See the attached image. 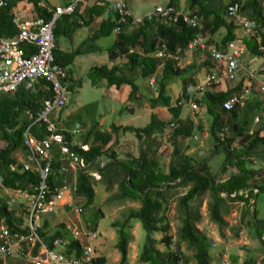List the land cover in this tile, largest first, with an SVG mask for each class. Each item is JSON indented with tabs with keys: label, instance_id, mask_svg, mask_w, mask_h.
Wrapping results in <instances>:
<instances>
[{
	"label": "trees",
	"instance_id": "obj_1",
	"mask_svg": "<svg viewBox=\"0 0 264 264\" xmlns=\"http://www.w3.org/2000/svg\"><path fill=\"white\" fill-rule=\"evenodd\" d=\"M20 1L22 0H7V7L0 9V36L3 38H13L17 34V29L12 24V17ZM27 1L32 5L35 16L48 19L45 11L39 6L40 0ZM87 1L81 4L75 12L81 11ZM92 3L89 8L82 9H86L88 13L87 20L84 22L85 26L90 25L96 17L107 12L108 4L98 0ZM232 3H241V10L248 18L257 23L262 22L264 0H231L229 4ZM45 4H50V2ZM186 4V12L197 14L201 30L198 27L187 26L182 20L162 24L145 19L137 27L131 26L129 20H122L119 24L120 30L116 32L118 17L111 12L112 16L109 15L99 25V29L92 37L97 39L115 33V43L107 49L108 59L110 61L118 58L125 59V62L119 66L90 68L85 77L90 80L92 87L98 88L103 81L107 87L120 88L126 85L131 89V97L138 92L137 84L134 79L130 78L131 74L147 80L154 78L157 90L150 99V106L152 109L166 108L171 114L168 121L161 120L156 114H152L150 122L143 128L113 126L114 133L117 131L123 134L131 133L137 139L143 140L137 159L119 160L113 153L110 155L111 162L100 170L97 160L102 155L101 146L107 145L112 140V133L96 130L95 124L90 129L87 138L93 137L96 144L84 151L82 147L72 145L71 134L57 127L58 131L66 134L67 149L80 157L84 168L88 166L87 169L83 168L78 171L75 184V195L85 200L82 208L90 206L95 198L91 185L92 178L87 173L90 168H96L100 172L101 180L106 183L107 189L114 184L118 185L119 200L140 204L139 209L129 213L122 224L118 222L112 224L118 235L116 247L120 253V264L127 262L129 226L132 220L139 221L146 233L145 243L139 257L140 263L189 264L193 260L194 264H211L209 241L197 227L200 220L199 207L203 200L208 198L209 219L219 228L226 225L224 216L229 212V203L234 201L242 203L246 212L251 213V218H247L246 226L252 229L264 246V219L257 218L255 206L257 196L264 194V181L258 180L260 178L258 174L263 175L264 171L259 164L256 169V165L250 162V158L262 157L264 154V97L261 96L260 99L255 100V94L258 92L254 90L255 93H252L254 98L251 99V95L246 102L236 105L230 111L223 108L224 102L239 95L248 84L254 89L257 84L245 78L231 90L207 91L200 98L195 99L198 111L199 109L205 110L211 118L207 133L214 152L222 150L228 156L219 174L211 172L205 159L187 155L185 151L189 146L183 148L181 144L196 136L197 133L200 135L203 132L202 124H196L190 115L183 117L181 114L183 105L189 102L190 90L196 86V81L191 74L196 68L194 66L180 68L179 62L168 58H156L154 54L165 46L168 52H178L180 56H183L189 43L198 33L207 37L208 42L214 44L219 51H225L230 44L238 40L235 35L237 26L233 21L225 18V9L229 4L226 7L211 6L205 0H186ZM168 5L180 9L177 0H171ZM70 19L71 16H64L57 21L54 29L56 42L54 58L55 62L66 70L65 87L67 91L74 92L81 87L82 79L75 82L71 65L74 58L82 52L77 50L65 54L62 49H59V39L66 34L64 29ZM221 28L225 29L226 34L219 44H215L212 36ZM258 33L259 43L264 47V32L260 29ZM253 39L254 37H248L245 43L247 47L255 46L257 50V42L256 40L253 42ZM29 52H35V48L26 47V53ZM258 54L262 53L258 52ZM205 65L210 68L211 61L207 59ZM173 79L181 80V93L176 100H172L167 93V87ZM52 97L51 84L45 80H36L30 88L23 84L13 94L0 96V224L3 223L13 235L26 232V230L22 229L23 220L10 209L9 201L1 195V191L4 189L18 191L28 196L36 193L35 187L39 183L37 173L23 171L22 162H18L14 155L20 151L25 158L28 154L24 144L27 131L38 142L46 146V123L36 120L44 110L45 101L51 100ZM28 114H31L32 118H29ZM256 117H258L257 121ZM169 127L171 131L167 132L166 129ZM162 136L174 144L167 171L160 168L158 161L149 158L154 149H159L160 143L157 138ZM239 139H242V142L238 141ZM235 141L240 143L238 147L234 146ZM46 147L53 155L52 174L48 180L51 189L61 184L62 180L57 170L61 167V160L68 159V157L61 153L60 145L53 144ZM178 189H182L183 193L176 199V214L180 223L176 243L178 246L185 244L192 252L191 256L174 251L173 239L169 234L171 226L166 212L171 198L179 193ZM231 196L234 197L231 198ZM251 202H253V210L250 211ZM245 216L242 217L245 218ZM156 234L162 236L159 241L154 238ZM40 235L50 247L54 239L61 237L59 234L45 237L41 230ZM158 242L163 244L165 248L163 252L156 248ZM81 251L80 243L72 241L64 253L70 257H78ZM236 259L234 258L233 261L237 262ZM94 261L97 264H103L105 259L100 257L95 258ZM0 264L12 263L0 261ZM242 264H256V261L250 258ZM262 264H264V257Z\"/></svg>",
	"mask_w": 264,
	"mask_h": 264
},
{
	"label": "built area",
	"instance_id": "obj_2",
	"mask_svg": "<svg viewBox=\"0 0 264 264\" xmlns=\"http://www.w3.org/2000/svg\"><path fill=\"white\" fill-rule=\"evenodd\" d=\"M63 4H45L39 6L45 11L48 19L41 16H33L24 19L17 12H13L12 24L17 29V34L13 38H3L0 36V96L13 94L21 85L25 84L30 88L36 80H45L51 84L53 97L45 101L44 110L36 121L46 123L47 137L46 146L57 144L61 146V152L67 155L73 165L84 167L80 157L67 149L65 146L66 134L58 131L57 126L51 119V115L67 106L68 91L65 87L67 77L66 70L55 62L54 51L56 49L54 29L57 21L64 16H72L77 8L87 0H60ZM109 4L110 11L118 17V26L115 31L120 30L119 24L122 20H129L131 26L137 27L145 19L158 21L162 24L175 23L182 20L189 27H202L197 20V14H189L175 8L174 6L159 5L153 12L142 16H136L129 9L123 0H98ZM245 1V0H243ZM242 3V2H241ZM241 3L229 4L225 9L227 20L233 21L237 28H240L248 37L259 40V30L264 32V15L262 22L248 18L242 12ZM7 7V0H0V9ZM231 46V44L229 45ZM26 47L35 48V52L26 53ZM188 50H197L208 60L214 68L209 75L199 83L193 94L190 95L188 105L194 112H198L195 103L196 98H200L207 91H213L222 82L234 84L237 81L240 70H246V76L250 81L257 83L255 89L248 84L239 95L223 103V108L232 110L236 105L246 102L256 90L264 96V82L255 80L249 67L239 63L240 51L237 47L231 46L229 51H219L214 44L208 42V38L198 33L189 43ZM30 51V50H29ZM257 51L263 53L264 47L257 43ZM154 56L156 58H168L177 63L180 61L178 52L170 53L163 46ZM246 68V69H245ZM248 69V72H247ZM151 89L156 90L155 79L149 81ZM192 89L190 90L193 91ZM32 118L31 114H28ZM75 132L80 131V126L74 127ZM68 132L69 134H75ZM24 144L28 154L22 161L23 171L36 172L39 177L38 186L35 187V194L30 196V208L23 221L21 232L13 235L3 224H0V261L20 262L24 264H97L91 243L98 237L96 230L88 229V245L84 246L81 241L82 231L69 229L72 233V241L80 243L82 251L78 257H70L64 253L70 242L61 238H56L51 242V247L41 237V219L54 211L56 202L60 200L68 190L65 180L60 185L50 189L48 180L52 174L53 155L46 146L38 142L27 131L24 136ZM83 149V148H82ZM92 178H98L96 174H91ZM77 216H81L83 208L68 205ZM71 241V242H72Z\"/></svg>",
	"mask_w": 264,
	"mask_h": 264
},
{
	"label": "crops",
	"instance_id": "obj_3",
	"mask_svg": "<svg viewBox=\"0 0 264 264\" xmlns=\"http://www.w3.org/2000/svg\"><path fill=\"white\" fill-rule=\"evenodd\" d=\"M93 1L94 0H88L86 3V6H83L81 8V11L75 12L71 16V19L68 21V24L64 29L66 34L64 35V37L59 39V49H62L65 54H70V53L75 52L77 50H80L82 52L80 55H77L72 62L71 67L74 71L73 72L74 76L77 74V70L79 69L78 67H80V66L87 65V66H90L89 69L92 67H95V66H107L108 68H111L114 65L119 66V64L125 62V61L121 62L120 61L121 58H118L114 61H110L108 59L107 49L110 48L115 43V40H116L115 33H111L108 36L97 38V39L92 38L94 33L97 32V30L99 29V25L104 20H106L109 17V15L112 16V13L109 9V4H108L107 12H105L104 15L96 17L90 25H88V26L84 25V22H85V20H87V17H88V13L85 10L87 8H89L90 5L93 4L92 3ZM112 1H114V0H112ZM123 1L127 4L129 9L136 16H142V15L149 13V12H143V13L139 14L137 11L132 9V7H130L129 2L132 0H123ZM133 1H135L136 3L139 2V0H133ZM170 1L171 0H167L165 5L168 4ZM39 2L40 3L50 2V4H56V5L63 4V2L60 0H40ZM85 7H86V9L82 10ZM14 11H17L22 16V18H24V19H29V18H32L33 16H35L33 7L31 4L28 3L27 0L20 1L16 5V8L14 9ZM194 14H196V13H194ZM226 20H227V18H226ZM78 24H81V25L79 26ZM225 34H226L225 29L221 28L212 36V40L215 42V44L216 43L219 44L220 41L222 40V38L225 36ZM235 35L238 38V40L235 43H232L231 46L237 47V49L240 51L239 63L242 66L250 68L249 71H251L253 73L255 80L264 82V72H259L260 74L258 73V75H256L254 72L256 67L257 68L258 67H260V68L264 67V61L256 63V65H254V67L252 66L253 62L255 61L256 56L259 57L260 59L264 60V52L261 55H259L258 51L255 49V46H253V48L247 47L245 40L248 38V36L245 35L240 28L235 30ZM253 40H254L253 42H255V40L257 42V38H254ZM231 46H228L225 51H229L231 49ZM260 56H263V58H261ZM88 58L90 61H87ZM206 61H207L206 56H204L203 54H201L197 50H188L187 49L185 54L183 56H180V61L178 64L180 68H185L188 66H194L196 68V70H193L191 73L193 75L195 81H196V86L193 88L194 90L196 89V87L198 86L199 83L203 82V80L206 78V76L209 75L210 71L214 68L212 63H211L210 68L207 65H205ZM247 72H248V69H247ZM86 73H87V71L85 72V74ZM246 74H247L246 70H240V72L238 73V78H237L236 82L238 83L242 79L247 78ZM130 78L134 79L135 83L138 86V92L131 97H130L131 89L126 85L121 86L120 88H116L115 86L107 87L106 83L103 81L99 84V87H98V88H103L106 91H108L107 95L112 100L119 101L123 104H127V103L130 104L128 106L129 111H126V113H129L132 115L133 120L131 121L130 124H121V123L117 122L115 124L109 125L105 129H100V127L103 128L105 126V125H103L104 124L103 122L101 124L89 123V127L86 128V133L87 132L88 133L85 134L84 136H81L80 138H78L77 137L78 135L72 134V138H73V144L72 145L82 147L84 151H87L91 146L96 144L92 140L93 137L89 136L87 138V135L89 134V131L92 128V126H95V124H96V126H97L96 130L98 129L101 132L112 133V140L107 145L101 146V144H98L102 148V155L100 157H98V160H97V164L99 165L100 170L104 169L111 162L110 155H112L113 153L116 155L117 159H119V160L137 159L139 156L141 145L143 144V140L137 139L134 136V134H131V133H124L123 134L121 131H117L114 133V131L112 129L113 126L116 128L125 127V126H132L134 128H143L146 125H148V123L150 122L149 121L147 123L146 121H147L148 117L151 120L152 114H156L159 117V119L164 120V121H168L171 118V114L166 108H163V107L154 108V109L151 108L150 99L152 97L153 92L151 90H150V92L147 91L150 80L139 78L135 74H131ZM73 79H75V78L73 77ZM142 80H144V81H142ZM177 80H179L181 82L180 79H177ZM237 83L229 84L227 82H222L217 87H215V89H213V91H215V92H226L227 90L233 89L237 85ZM181 88L179 91L177 90L178 94L173 95V93L171 91V86L167 87V93L172 98V100H176L178 98L179 94L181 93ZM194 90L190 92V95L193 94ZM186 107L189 108V111L193 115L196 114L190 109V107L187 103L186 105H183V107H182V113L181 114L183 117L186 116L185 114H188V112H185ZM201 110H203V109H201ZM67 115H69V113H67ZM192 118L194 119V122L196 124H199V123L201 124V122L198 121L196 118H194V116ZM208 118H209V116H208ZM257 118L258 117H256V119H255L256 121H257ZM55 121H57V124L53 121L55 123V125L58 128H60L62 131H65V132L67 131V132L73 133V131L71 129L72 126H69L67 123H60L59 119H57ZM210 122H211V120L208 121V123H210ZM76 125H78V124H75L74 127ZM80 131H81V127H80ZM203 134H205L204 137L206 138L207 134L206 133H203ZM220 137H222V135H220ZM157 141L160 143V147L158 150L154 149L150 153L149 158L153 159L155 161H158L160 168L162 170L167 171L170 160L168 159L167 163L163 164V161L160 160L161 158H158V156H157V154H160L163 151V149H164V151L167 149L165 147L167 142L166 141L163 142V140L161 141L158 138H157ZM192 146L195 148V147H200L201 145L199 144L197 146L196 145H192ZM59 148L61 149V147H59ZM197 153H198V157H201L202 159H204L202 156L205 155V152L202 149L198 150ZM187 155L193 156V151L192 152L190 151V153H187ZM23 160H24V158H23ZM67 163H69L68 159L63 158L61 160V167L59 170H57V173L60 175L61 180H65L67 182L68 190L64 193L63 197L56 202V206H55L54 211L52 213L47 214L44 217H42V219H41V224H42L41 232H42V234L45 235V237H51L55 234H59L61 236L60 237L61 239L65 240L66 242H71L73 236H72V233L69 229L79 230V231H82V236H81L80 242L84 246H86V245H88V242H89L87 239L88 229L96 230L98 233V237L90 245L93 248L95 258H100V257L104 258L105 262L103 264H106L107 249L109 247H111V243L114 246L115 252L116 251L119 252L117 247H116V244L118 241V235H117L116 229L114 228V226L112 224L116 223V222H118V223H121V222L116 221L117 218H115V217L113 218L111 215L103 213L101 210H99V208L97 209V216L94 219H89V217L86 216L87 208H83V212H82L81 216H77L73 212L72 209L68 208V205H75V206L82 208V206L79 205V202L81 200H83V201H85V200L78 198L75 195V184H76L77 174H78V171L80 169H83L84 167L82 168L78 165H73L71 162L69 164H67ZM67 167L69 170H67ZM87 168H88V166H85L84 170ZM220 171H221V168L215 174H219ZM87 173H89L90 176H91V174H96L98 176V178H92L91 177L92 178L91 179V185L94 189L95 197H97L96 196V194L98 192L97 189L101 188L102 191H104V193H105L104 194L105 200L106 199L108 200V197L106 198V196H107V194H110V193H108V190H106V188H107L106 183L103 180H101L100 172L97 171L96 168H92V169L90 168L87 170ZM109 190L110 191L111 190L112 191L118 190V185L114 184L112 187L109 188ZM13 192H15V191H13ZM16 192H18V191H16ZM20 193H22V192H18V194H20ZM94 200H95V198H94ZM136 204L137 203H135V205ZM91 205H93V203ZM129 205H131L129 203V201H122L121 205H119V206L122 208H126ZM111 210H114V207L111 208ZM135 210H136V208H135ZM99 215L101 217H106V216L109 217L110 216V218H111L110 222L103 225L102 228L99 226V223L97 220ZM137 228H138V226H137ZM130 231H131V228H129L130 238H129V243H128L127 262L125 264H130L133 262L135 264H142V263L138 262L140 255L137 254L136 248L132 247L133 244L131 242L132 237H131ZM131 247L134 250V254H133L134 259L130 257V248ZM131 259H133V262ZM113 260L116 262L119 261V263H120V253H119V256L117 255ZM10 263H12V262H10ZM18 264H24V263H18ZM189 264H191V263H189Z\"/></svg>",
	"mask_w": 264,
	"mask_h": 264
},
{
	"label": "rangeland",
	"instance_id": "obj_4",
	"mask_svg": "<svg viewBox=\"0 0 264 264\" xmlns=\"http://www.w3.org/2000/svg\"><path fill=\"white\" fill-rule=\"evenodd\" d=\"M167 0H139V2L130 1V7L137 11L139 14L143 12H153L155 8L159 5H165ZM179 4V8L182 11H187V4L186 0H177ZM207 3L211 6L215 5H221L223 7H226L231 0H205ZM242 1V0H240ZM138 14V15H139ZM263 58V56H260ZM87 61H90L89 58ZM121 62H124L125 59L121 58ZM264 61L260 59L259 57H255V61L253 62L252 66L256 65V63ZM90 66L84 65L78 67L77 74L74 76L75 82H78L82 79V85L80 88L76 89L74 92H68L67 94V106L63 108L62 110L56 111L51 115L52 121H54L57 124V119L60 120V123H67L69 126H72L73 133L75 132L74 125L78 124L81 127V131L78 133L75 132L77 137L80 138L81 136H84L86 133V128L89 127V123H97L101 124L102 122L105 125L103 128L100 127V129H105L111 124L115 123H121V124H130L132 119V115L129 113H126V111H129L128 106L130 104H123L119 101L112 100L107 95V92L103 88H95L92 87L90 80L85 77V72L89 70ZM262 67V66H261ZM264 68V67H263ZM260 67H256L254 72L256 75H258L259 72H264V69ZM260 74V73H259ZM259 78V77H258ZM144 81V80H142ZM237 83V82H235ZM234 83V84H235ZM169 86H171V91L173 95L178 94L177 90L179 91L181 88V82L177 79H173ZM179 88V89H178ZM150 90L153 92L152 96L155 95V89L150 88L148 86L147 91L150 92ZM157 90V89H156ZM106 91V92H105ZM255 91L253 92V94ZM257 100L258 98H261V95L258 93L255 94ZM264 97V96H263ZM262 97V99H263ZM254 98V95H252L251 99ZM254 100V99H253ZM159 108V107H157ZM125 110V111H124ZM185 112H188L187 115H190L191 117L194 116L198 121L201 122L203 126V133L207 134V137L205 138V134H200L189 140L183 141L181 144L183 145V148L186 146H189V148L185 151V153H190V151H193V156H198V150L202 149L205 152V155L202 156L207 163L209 164V167L213 174L217 173L218 170L221 168V166L227 161V153L225 151H219L217 153L214 152L212 142L209 139L208 136V129H209V123L210 117L208 118L205 110L199 109V112L196 114H192L189 111V108H185ZM69 113V115H67ZM150 121L149 117L147 118V123ZM84 130V131H83ZM167 132L171 131V127L166 129ZM157 138V137H156ZM159 140H163V142L166 143V150L157 154L158 158H161L160 160L163 161V164L167 163V160L171 159V154L173 153V146L174 144L171 142H168L166 140V137L162 136L161 138H158ZM93 140V139H92ZM238 141L242 142V139H239ZM238 141L234 142V146L238 147L240 143ZM201 145L200 147H193L192 145ZM207 144V145H206ZM203 146V147H202ZM15 158L21 162L24 158V154L20 151H18L15 155ZM202 159L201 157H198ZM68 162L70 163L69 159ZM250 162L252 165H256V169L258 168L257 165L261 167L262 171H264V154H262V157L255 156L253 158H250ZM67 163V164H69ZM67 170L68 167H67ZM260 178L258 180L264 181V174H258ZM108 190L106 198L108 197V200H105V193L102 191L101 188L97 189V194L95 197V200L93 202V205H90L87 207V213L86 216L89 217V219H94L97 216V209L101 210L103 213L111 215L113 218H117L116 221H120L123 223L125 221L126 216L131 213L132 211H135L139 209L140 204L137 203L135 205L134 202L129 201L131 205H129L126 208H122L119 205H121L122 201L118 198V190L116 191H110ZM110 191V192H109ZM178 194L174 195L171 200L169 201L168 210L166 212L167 217L169 219V223L171 226L169 234L172 236L173 244L172 247L174 251H180L184 255L191 256L192 252L189 251L185 244L177 245L176 243V236L179 229V221L178 216L176 214V199L178 196L182 195L183 191L182 189H178ZM1 195L6 198L9 201V207L11 210L15 211V214L17 217L21 218L23 221L27 216L28 210L30 208V197L27 194L18 192H13L10 190H2ZM231 198H233L231 196ZM208 203L209 198L203 200L202 205L199 207V215L200 220L197 223L198 229L202 232V234L205 235V237L209 241V254L211 257V264H242L247 259H254L256 261V264H262V258L264 257V246L262 242L258 239V237L255 236L252 229L246 226L247 218H251V213H247L245 210V206L240 202H230L229 206V212L227 215L224 216V220L226 222V225L222 228H219L215 224H213L209 219V213H208ZM253 202H251V210H253ZM84 201L81 200L79 202L80 206H83ZM255 206L257 209V215L258 219H264V194H259L257 198L255 199ZM114 207V210H111V208ZM132 207V208H131ZM138 207V208H137ZM246 215L245 218L242 216ZM110 216L106 217H99L97 218L99 226L102 228L103 225L110 222ZM138 224V225H137ZM138 226V228H137ZM131 228V237H132V244L133 248H136V252L138 255H141L142 248L145 243L146 233L142 229L141 223L137 220H132L130 223ZM161 234H156L154 238L159 241L161 239ZM130 248V257L134 259V250L133 248ZM156 248L163 252L165 250L163 244L157 243ZM106 249V248H105ZM119 256V252H115L114 246L111 243V247L107 249L106 254V264H120L119 261L116 262L113 259L116 256ZM234 258H237L236 261H233ZM133 259L132 262H133ZM138 261V260H137ZM139 262V261H138ZM13 264H18V262H12ZM20 263V262H19ZM191 264H194V261L191 260ZM130 264H135L130 263Z\"/></svg>",
	"mask_w": 264,
	"mask_h": 264
},
{
	"label": "clouds",
	"instance_id": "obj_5",
	"mask_svg": "<svg viewBox=\"0 0 264 264\" xmlns=\"http://www.w3.org/2000/svg\"><path fill=\"white\" fill-rule=\"evenodd\" d=\"M263 15H264V12H263ZM260 41V39L259 40H257V43Z\"/></svg>",
	"mask_w": 264,
	"mask_h": 264
},
{
	"label": "water",
	"instance_id": "obj_6",
	"mask_svg": "<svg viewBox=\"0 0 264 264\" xmlns=\"http://www.w3.org/2000/svg\"><path fill=\"white\" fill-rule=\"evenodd\" d=\"M232 197H234V196H232Z\"/></svg>",
	"mask_w": 264,
	"mask_h": 264
}]
</instances>
